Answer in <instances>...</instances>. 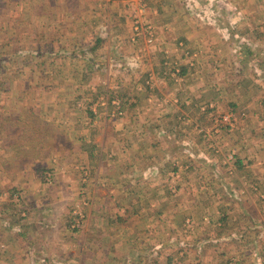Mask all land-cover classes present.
Returning <instances> with one entry per match:
<instances>
[{
    "label": "rangeland",
    "instance_id": "374dc122",
    "mask_svg": "<svg viewBox=\"0 0 264 264\" xmlns=\"http://www.w3.org/2000/svg\"><path fill=\"white\" fill-rule=\"evenodd\" d=\"M209 34L222 44L189 39ZM160 78L178 102L158 97ZM242 84L264 100V0H0V264H196L210 231H241L220 220L214 181L236 201L260 195L235 182L243 166L264 173V152L240 162L237 138L264 107L242 105ZM198 87L217 100L193 105ZM135 114L174 115L172 135L199 147L138 179Z\"/></svg>",
    "mask_w": 264,
    "mask_h": 264
},
{
    "label": "crops",
    "instance_id": "0c3cea01",
    "mask_svg": "<svg viewBox=\"0 0 264 264\" xmlns=\"http://www.w3.org/2000/svg\"><path fill=\"white\" fill-rule=\"evenodd\" d=\"M175 26L177 27V25ZM193 38L194 43L196 44L204 43L207 39H220L215 42H218V45L222 44V37L219 35L212 36L209 34L200 35L198 38L189 37L190 40ZM178 52H181L180 48H178L177 52L173 49L170 53L178 54ZM152 67L153 66L150 65L151 69ZM153 69H155L154 72L151 70L153 75L159 73V68L153 67ZM160 79L161 81L156 83V86L160 87L158 97L161 99L163 96H166L173 99L171 102H175L174 99L178 102L180 97L177 95V91H169V89H167V85L164 84V79ZM239 86L238 91L235 94H237V98L243 106L252 107L253 105H257L259 101H262L264 104V100H256L248 103L249 98L246 96L248 93H257V96H259L260 94H263V91L254 90L248 85L242 84ZM205 92H207V95L204 94ZM144 97L146 98L145 104L152 108V104L155 101V98H157L156 91L153 92V89H145ZM193 97L194 98L191 102L193 105H196V102H204L206 98L215 102L218 95L216 96L215 91H205L199 89L198 87V90L194 92ZM238 99L232 98L234 102ZM241 103L239 104L241 105ZM231 104L234 106V103ZM174 108L177 107L173 106L172 109ZM250 113H252V110ZM256 115L257 119L250 116V119L248 120L251 121L249 126H247L245 122V127H243L245 132L243 131V133H241V135L237 138V142L239 144L241 143L239 148L240 162L241 159L243 160L247 156L252 157L255 155V157L258 158L259 155L264 152L262 142V136H264V107L261 106L257 109ZM128 121L137 126L135 127L134 134L132 135V138L134 137V142L131 141V147L128 155L129 157L127 159L128 173L131 175L134 174L138 179H142V176L145 178H151L155 173L159 174L168 170L172 161L173 163L177 161H175L177 157L183 156L193 149L196 150V146L199 147L197 142L193 140L195 136H193V138H184V135L179 132H176V136L172 135L171 130H173L174 126L180 122L175 119L174 115L141 116L139 114H135V116L129 118ZM191 121H193V123L201 124H209L211 122H213V124L215 123L212 118L198 116H194ZM178 126L179 125H177L176 128ZM191 127V125L187 124V126L182 127V130ZM155 129L158 131L157 133L154 132ZM243 134L246 138H242ZM117 135L115 134V138H121ZM127 136L129 138L131 137V135ZM178 136L181 137V140ZM222 137L223 138L220 139L222 142H228V139L224 135ZM242 139L243 142H241ZM184 140L187 141L185 142ZM205 153L210 157L212 156V160L215 161V158L209 149L205 148L202 154ZM169 157L171 159L170 161H167ZM243 168H245L243 170V175H241V178L238 177L239 181H235L236 185L238 186L243 181H249L254 184L256 183V185L260 188V195L249 191L247 194L241 196L239 201H236L234 198L232 199L229 194L232 189L231 184L225 183L224 185V181L220 179H216L214 181L217 191L222 190L223 188L226 189L223 197L216 202L219 204L218 207H220L221 212L223 213L220 220L223 223L224 219H230L231 227H240L241 231H237L233 234H230L228 230L224 231L214 229V233L210 231L208 239L209 242L206 245H202L203 248H206L208 254L204 255V257L197 258L195 261L196 264H264V195L261 194V191L264 193V173H262V170L259 168L253 169L252 165L248 167L243 166ZM169 170H172V168ZM232 237H239V239H241L240 241L242 246L238 252H235L234 249H236V246L239 243H236L235 241L223 242L224 240H228V238L232 240ZM211 240L213 242H211ZM188 259L190 258H187V260Z\"/></svg>",
    "mask_w": 264,
    "mask_h": 264
}]
</instances>
